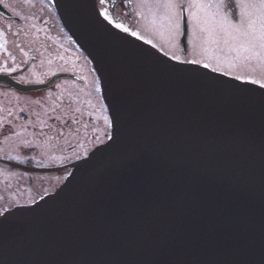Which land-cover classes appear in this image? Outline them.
<instances>
[{
  "label": "water",
  "instance_id": "1",
  "mask_svg": "<svg viewBox=\"0 0 264 264\" xmlns=\"http://www.w3.org/2000/svg\"><path fill=\"white\" fill-rule=\"evenodd\" d=\"M53 1L111 132L0 215V264H264V85L161 51L96 0Z\"/></svg>",
  "mask_w": 264,
  "mask_h": 264
},
{
  "label": "flooded vegetation",
  "instance_id": "2",
  "mask_svg": "<svg viewBox=\"0 0 264 264\" xmlns=\"http://www.w3.org/2000/svg\"><path fill=\"white\" fill-rule=\"evenodd\" d=\"M143 1L97 3L110 20L178 58H201L192 40L201 41L210 27L218 34L223 15L264 31L262 10L246 7L260 0H153L148 26L138 10ZM0 75L7 78L0 79L1 215L54 191L74 161L108 138L111 126L92 61L53 0H0Z\"/></svg>",
  "mask_w": 264,
  "mask_h": 264
},
{
  "label": "rangeland",
  "instance_id": "3",
  "mask_svg": "<svg viewBox=\"0 0 264 264\" xmlns=\"http://www.w3.org/2000/svg\"><path fill=\"white\" fill-rule=\"evenodd\" d=\"M145 2L146 5L144 1L138 5V10L142 14L143 24L148 26L150 22V6L154 1L145 0ZM258 16L259 15L256 14L252 16V18L256 19ZM221 19L222 24L220 26L217 25V28H219V33L211 34V27V32L205 30L204 37H202L201 41H195L194 39L192 40L193 49L197 51L202 59L204 58V63L208 64V59H211V62L217 66L224 64L229 67L242 69V73H244L241 74L242 76L264 85V70L258 67L260 64L259 57L264 56V49L259 46L258 41H255L256 47L248 48L246 41L251 40L252 37L243 36L242 31H236V27H239V25L243 23L245 29H247L249 32H252L256 37H259L261 31L257 30L255 26L254 28H248L249 22L246 21L239 24H232L229 20V17L224 15L221 17ZM214 36H217L218 38L214 40ZM241 45H243V47H241ZM244 57H252V59L246 61L244 60Z\"/></svg>",
  "mask_w": 264,
  "mask_h": 264
},
{
  "label": "snow or ice",
  "instance_id": "4",
  "mask_svg": "<svg viewBox=\"0 0 264 264\" xmlns=\"http://www.w3.org/2000/svg\"><path fill=\"white\" fill-rule=\"evenodd\" d=\"M171 2V0H170ZM101 3L103 4L104 3V0H101ZM223 3V0H221V5ZM221 5H217V7H220ZM191 7H201L202 5H199V4H192L190 5ZM259 7L261 10H262V16H264V0H260L259 4L258 5H247L246 7ZM107 11V10H106ZM118 27L120 25H117ZM179 25H177L178 27ZM248 28H254V24L252 23H249L248 24ZM262 28H264V24H262ZM127 30V29H125ZM242 31V35L245 36V37H248V36H251L252 39L251 40H248L246 41L247 45H248V48H254L256 47V43L255 41H258L259 42V46L264 49V31H262L259 35V37H256L253 35L252 32H249L247 29H245V26L243 23H241L239 25V27H236V31L237 32H241ZM133 35H135V33H133ZM241 47H243V45H241ZM247 50V49H246ZM252 57H244V60H251ZM259 61H260V64L258 65V67H260L262 70H264V56H260L259 57Z\"/></svg>",
  "mask_w": 264,
  "mask_h": 264
},
{
  "label": "trees",
  "instance_id": "5",
  "mask_svg": "<svg viewBox=\"0 0 264 264\" xmlns=\"http://www.w3.org/2000/svg\"><path fill=\"white\" fill-rule=\"evenodd\" d=\"M216 66V65H215Z\"/></svg>",
  "mask_w": 264,
  "mask_h": 264
}]
</instances>
